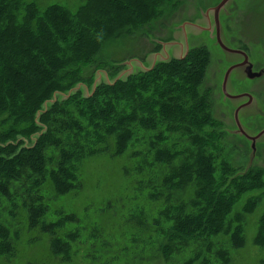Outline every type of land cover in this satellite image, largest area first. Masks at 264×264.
Here are the masks:
<instances>
[{
	"label": "trees",
	"instance_id": "16d2710c",
	"mask_svg": "<svg viewBox=\"0 0 264 264\" xmlns=\"http://www.w3.org/2000/svg\"><path fill=\"white\" fill-rule=\"evenodd\" d=\"M98 1L79 0L75 5L68 6L61 0H0V206L5 200L4 205L11 204L7 200H12L9 196L14 195L15 189L27 196L24 205L28 206L31 217L32 214L37 216L36 206L42 209L44 205L49 206L53 216L61 219L63 215H73L68 210V203L61 205L63 200L53 199L46 188L51 186L56 192L59 188L60 192L79 182L77 176L83 174L84 165L79 168L80 162L74 156L85 154L88 159L109 145H113L114 150L116 146L114 153H118L125 149L136 126L140 133L135 143L142 141L144 132H153L149 143L152 139L154 144L164 140L162 127H184L182 134L199 136L190 144L193 146L192 153L185 149L179 154L168 155L166 147L161 146L159 152H163L167 158L164 161L159 157L153 158L161 162L157 164V167H161L158 173L161 181L154 184L151 182L157 172L153 168L148 170L147 177L146 174L134 177L143 172L144 165L153 162L150 160L146 163L145 160L149 144L132 147L133 159L124 158L120 164V170L126 176L118 189L121 194L114 195L117 200L121 197L126 205L132 203L135 197V201L150 216L146 223L147 236L141 232L139 236L151 237V223L160 221L158 216L165 215L171 221L168 228L165 224L160 227V231H164L162 235L168 232L169 242L179 240L180 236L185 244L190 239H197L198 251L193 252L191 262L209 264L210 259L205 255L202 257L201 243L205 246L212 244V240L207 239L224 226L227 207L229 212L235 210L244 194L249 193L244 199L246 205L243 207L241 202L238 214L247 216L248 229L257 230L259 227L257 223L261 222L260 217L264 214V204L257 206L256 197H252L249 189L264 186V178L260 177L264 168L237 170L230 158L217 152V157H222L221 172L218 171L213 158L215 155L203 146L206 144L204 139L197 135L192 126L191 121H196L198 117L206 121L213 120L208 94L201 88L204 63L209 61L207 47L206 50L205 47H197L199 49L195 48L179 59L158 61L151 69L134 72L115 81L98 83L92 95H83L77 90L65 97L57 92H66L74 84L77 86L86 80L92 81L91 75L83 79L80 74L84 66L96 62L95 54L103 36L109 38L128 32L130 29L119 26L126 21L149 19L155 15L147 9L151 0H100V9L94 6ZM113 3L112 8L109 5ZM115 8L122 9L121 13ZM123 54L125 56L122 58H125L131 53L125 52L118 56ZM57 95H62V98L55 99ZM122 97H135L136 104L116 107V101L122 100ZM46 102L51 105L44 109ZM76 112L88 113V125L82 123L80 117L74 116ZM166 117L161 127L151 129L156 121ZM216 124L221 123L216 121ZM221 127L207 129V134L203 131L199 133L205 135L208 145L218 149L214 133L219 136L228 135ZM86 139H90L87 144ZM28 140H33L32 145L26 144ZM183 142V138L174 137L169 144L175 147L177 143ZM197 150L209 153L206 156L211 158L198 156ZM151 152L153 154V150ZM127 153L131 157V153ZM142 184L147 185L140 188ZM151 185H155L153 189H150ZM57 195L61 194L57 192ZM2 197H6L5 200ZM52 205H56L55 209ZM242 217L238 220L246 221ZM1 222L0 245L8 250L11 245L5 243V240L10 226H4ZM28 222L21 215L11 223L20 227L25 225L24 229L27 230ZM51 222L54 224V220ZM144 224L145 219L140 226ZM239 226V233L243 234ZM157 229L153 228V231ZM248 229L244 233L246 237ZM52 241L56 251L65 253L67 243L62 238H53ZM184 243L175 244L173 250L181 254L178 261L186 260L185 263H188L189 253L181 251L188 249ZM221 244L217 247V257L222 264L226 256L223 248L226 246ZM169 245L161 243L160 247L165 250ZM236 245L240 246L241 243ZM247 246L251 250V240ZM251 253L261 255L262 248L252 250ZM262 262L264 264V259Z\"/></svg>",
	"mask_w": 264,
	"mask_h": 264
},
{
	"label": "rangeland",
	"instance_id": "374dc122",
	"mask_svg": "<svg viewBox=\"0 0 264 264\" xmlns=\"http://www.w3.org/2000/svg\"><path fill=\"white\" fill-rule=\"evenodd\" d=\"M61 1L68 6L79 2V0ZM99 1L94 6L100 9ZM220 1L153 0L152 2L151 0L147 9L155 15L149 19L126 21L119 27L130 29V31L109 38L107 36L102 37L99 50L95 54L96 62L84 66V70L80 74L82 78L84 77L83 79L91 75L92 81L86 80L77 86L74 84L66 92H57L65 95V97L77 90H80L83 95H92L95 90L94 87L98 83L115 81L134 72L147 68L151 69L161 60L167 59L166 61H169L185 57L197 47H205V50L208 48L209 61L204 63L202 79L204 81L201 88L205 89L208 94L213 120L206 121V119L198 117L196 121L194 119L191 121L192 126L196 129L197 135L204 139L206 144L203 146L210 149V153L215 155L213 158L218 171L221 172L222 157H217V152H221L222 156L226 155V158H230L237 170L244 171V168L249 167H252L251 170L257 167L264 168V133L257 139L254 152L251 148L252 141L238 133L234 118L236 109L245 104L239 111V119L243 128L250 135L258 134L264 129V0H228L219 11L220 32L225 45L230 49L244 50L249 56L253 70L262 72L260 76L251 78L247 76L245 67L237 66L230 73L227 84L229 94H249L253 97L250 103H248L249 99L246 95L230 98L223 92L222 85L225 72L232 65L240 64L243 61V56L238 52L224 49L219 43L214 7ZM109 6L113 8L114 3ZM115 9L118 13L122 11L119 8ZM125 52L131 53L130 56L125 58H122L125 56L124 54L118 56ZM99 63L104 64L98 65ZM61 98L62 95L55 97V99ZM138 100L141 103L144 102L143 99ZM134 103L136 104L135 97L125 99L122 97V100L116 101V107L131 106ZM50 105L51 103L46 102L44 109ZM65 115L66 113H64ZM74 116L80 117L82 123L88 125V113L76 112ZM149 120L151 121V119ZM166 120L167 117L156 121V125L151 129H158ZM216 121L221 124H216ZM64 123L68 124L66 119ZM137 127L132 131L125 149L118 151V153H114L116 146L114 150L112 149L113 145H109L108 148L106 147V149L89 156L88 159L85 158V154L74 156V159L80 162L79 168L84 165L83 174H78L79 182L76 185L64 188V191L60 192L58 188L57 192L61 195H57L51 186L46 188L53 199L63 200L61 205L68 203V210L72 211L73 215L67 217L63 215L61 219L58 216H53L49 206L44 205L42 209L36 206L37 216L32 214L31 217L28 206L24 205L27 196H24L22 191L14 189V195L9 196V199L12 200H7L11 202V204L8 203L9 206L4 205L5 198L8 196L2 197L5 201L0 206V220L4 226H10L7 228L8 237L5 243L11 246L7 250L2 244L0 245V264H192V254L194 251H198L196 250L199 244L197 239H190L185 244L179 236V240L169 242L168 232L162 235L164 231H160V227L164 224L168 228L171 221L166 219L165 215L158 216L160 221L155 220V223H151L150 231L153 232L151 237L139 236V232L147 236L146 223L150 216L148 217L144 207L135 201V197H133L132 203L126 205L121 197L117 200L114 194H121L118 189L122 186L120 184L123 177L126 179V176L120 170V164L124 158L125 160L127 158L133 159L132 147L137 148L140 145L149 144L148 149L150 151L146 150L145 160L146 163L150 160L153 162L151 165H144L143 172L134 175V177L142 174H146L147 177L148 170L153 168L157 173L151 183L155 184L161 181L158 174L161 167H157V164L161 162L154 161L153 158L159 157L162 161L167 158L163 152H159V148L161 146L166 147L165 152L166 154L169 153L168 155L179 154L185 149H189L192 153L193 146L191 147L190 144L194 139H199V136L182 134L184 127L171 129L172 126H165L162 127L164 140L160 143L154 144L152 139L149 143V137L153 132H144L142 141L135 143L136 137L140 133L137 131ZM218 127H221L222 130L227 128L228 135L219 136L214 133L213 136L219 145V148L216 149L211 144L208 145L205 135L199 132L203 131L207 134V129L213 130ZM53 129L57 130L54 126ZM174 137L183 138L184 142L177 143L173 147L169 142ZM33 140L26 141V144L32 145ZM89 140L86 139V144ZM102 148L105 147L102 146ZM151 150H153V154ZM123 152H125L124 156H122ZM127 152L131 153V157ZM196 154L204 156L206 159L211 158L206 156V154H210L205 151L197 150ZM260 177L264 178V173ZM69 179L72 178L69 177ZM146 185L142 184L139 187L144 188ZM154 186L151 185L150 189H153ZM256 188L258 187H254V189L251 187L249 190L252 197H256L257 206H260V204H264V186L259 189ZM223 189L224 186L221 187V190ZM247 194H244L242 199L240 198L235 210L229 212V207H227L223 219L224 226L217 232H213V236H209L207 239L212 240V244L206 245L208 246L206 247L204 243H201L203 246L202 257L205 255L209 258V264H221L217 257V247L222 245L221 243L226 246L223 248L226 256L222 264H263L264 214L260 217L261 222L257 223L259 224L257 230L248 229L247 216L238 214L242 207L241 202L243 201V207L246 205L244 199ZM13 199L16 200L15 204H13ZM52 202L53 200L51 204ZM55 206L52 205L51 207L55 209ZM74 211L78 212L77 215ZM21 215L24 216L25 221L28 222L29 220L30 222V226L28 222L27 230L24 229L25 225L20 227V225L11 223ZM230 217L232 221H230ZM240 217L246 221L240 222L238 220ZM144 219L145 224L140 226ZM51 220H54V224ZM56 221L60 222L56 224ZM239 225L243 229V234L248 229L247 237L245 234L239 233L241 230L237 227ZM156 227L159 231H153V228ZM53 238H62L67 243L65 253L58 252L53 248ZM250 240L252 241L251 250L247 246ZM180 242L188 246L187 250H181L189 253L190 261L188 263H185L186 260L178 261V256L181 254L173 250V246ZM238 242L241 243L240 246L236 245ZM161 243H170V245L163 250L160 247ZM257 248H262V253L255 256L251 252ZM169 252H171L169 255H165Z\"/></svg>",
	"mask_w": 264,
	"mask_h": 264
},
{
	"label": "water",
	"instance_id": "95a60500",
	"mask_svg": "<svg viewBox=\"0 0 264 264\" xmlns=\"http://www.w3.org/2000/svg\"><path fill=\"white\" fill-rule=\"evenodd\" d=\"M228 0H221L216 6H215V20H216V25H217V36H218V40L220 42V44L223 46L224 49L226 50H229L231 52H239V53H242L244 55V60L243 62H241L240 64H235V65H232L231 67L228 68L226 74H225V77H224V81H223V90L225 92V94L228 96V97H231V98H235V97H239L241 95H231L229 94L228 90H227V82H228V78H229V75L231 73V71L236 67V66H239V65H246V72L248 74L249 77H256V76H260L262 73L261 72H256V71H253L252 69V64L249 63V59H248V55L243 51V50H238V49H230L229 47H227L225 45V43L222 41V38H221V35H220V22H219V10L221 9V7L227 2ZM252 99V96H250V100ZM245 105V104H242L240 105L236 111H235V120H236V123L239 127V130L245 134L248 138H250L252 141H253V146L255 145V142L257 140L258 137H260L263 133H264V129L262 131H260L258 134L256 135H250L248 134L241 122H240V119H239V111L240 109L242 108V106Z\"/></svg>",
	"mask_w": 264,
	"mask_h": 264
}]
</instances>
